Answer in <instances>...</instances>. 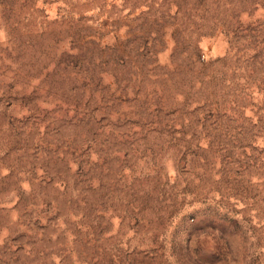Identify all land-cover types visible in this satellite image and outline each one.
Listing matches in <instances>:
<instances>
[{"label": "rangeland", "instance_id": "obj_1", "mask_svg": "<svg viewBox=\"0 0 264 264\" xmlns=\"http://www.w3.org/2000/svg\"><path fill=\"white\" fill-rule=\"evenodd\" d=\"M0 264H264V0H0Z\"/></svg>", "mask_w": 264, "mask_h": 264}]
</instances>
